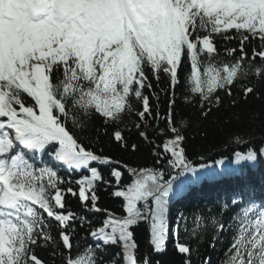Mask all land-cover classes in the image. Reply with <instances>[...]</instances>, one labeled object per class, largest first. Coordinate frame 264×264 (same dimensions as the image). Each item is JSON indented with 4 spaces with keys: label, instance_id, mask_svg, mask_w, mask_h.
Here are the masks:
<instances>
[{
    "label": "snow or ice",
    "instance_id": "snow-or-ice-1",
    "mask_svg": "<svg viewBox=\"0 0 264 264\" xmlns=\"http://www.w3.org/2000/svg\"><path fill=\"white\" fill-rule=\"evenodd\" d=\"M233 40L238 46L228 47ZM250 76L264 83V0H0V264H47L38 247L51 248L52 264H103L97 253L108 246L120 248V264H141L133 228L142 223L154 253L166 251L171 238L181 264H192L203 218H194L191 241L181 242L185 217L179 213L173 228L172 204L202 179L243 173L208 170L188 158L176 89H186L185 100L206 120ZM254 93L242 86L245 100ZM126 116L136 117L132 127ZM133 128L150 151V167H129L92 146L106 137L122 153L138 152L141 145L124 134ZM248 144L235 164L264 157V143ZM125 172L130 182L122 185ZM73 173L80 178L73 181ZM112 180L124 216L98 206L97 185ZM251 191L247 185L221 205L233 209L209 243L215 250L229 234L221 264H264V197ZM69 194L81 202L79 214L68 209ZM89 212L105 218L81 245L76 233L91 228ZM143 264L151 260L145 256ZM201 264H212L211 257Z\"/></svg>",
    "mask_w": 264,
    "mask_h": 264
},
{
    "label": "trees",
    "instance_id": "trees-1",
    "mask_svg": "<svg viewBox=\"0 0 264 264\" xmlns=\"http://www.w3.org/2000/svg\"><path fill=\"white\" fill-rule=\"evenodd\" d=\"M221 51H223V41ZM237 43L233 40L228 44V47L235 48ZM251 52V45L248 47ZM257 64L259 61L256 62ZM184 72H181L183 79ZM165 85H161L164 87ZM242 86H254L256 93L249 95L245 100L242 95ZM233 96L224 99V103L219 110H214L211 115L205 120L200 117L198 107H193L192 103L185 100L186 89L180 86L176 89V120H183L187 125L186 129V148L188 158L192 160L194 165L205 164L208 170H223L226 166L240 168L243 175H223L202 179L199 183L190 185L182 196L177 197L172 204L171 226L176 227L177 216L183 213L185 219L179 222V237L181 242H190V230L194 226V218L202 217V235L199 245V254L193 253L192 264H201L203 257H211L212 264H221V250L229 244V234L225 233L216 243L215 250L209 247L214 233V226L220 223H226L233 209L231 207L227 212L222 210L221 205L226 202L235 192L245 190V186L250 185L252 191L250 194L257 200L264 197V157H259L257 161L249 163L242 161L240 164H235V153L245 152L246 148L251 146L249 140L255 142V146L259 147L264 143V83H257L254 77L248 79H240L232 88ZM224 95L223 92L220 93ZM161 100L165 97L163 93L160 96ZM236 99L237 103L234 107L229 106L230 100ZM167 104L161 106V117L166 113ZM125 125L132 127L136 120L135 116H126L124 118ZM155 124V122H154ZM98 126V125H97ZM123 127V126H122ZM163 128V123L160 124ZM154 129H149L150 134ZM125 136L128 137L129 144L137 143L141 145L140 151L122 153L119 149L106 142V137L99 141L93 142V147L97 151L103 149L104 153L111 155L114 159H119L123 164L129 167H150L152 166V156L147 147L143 146V142L132 132L125 131ZM157 143L160 141L159 133L154 136ZM238 139L240 142H238ZM111 148V151L109 149ZM203 157V159H201ZM224 160V164H216L217 160ZM95 166V165H94ZM104 179L109 180V169L101 167ZM123 170V169H122ZM86 174V173H83ZM61 175L68 178L67 172H61ZM190 175V174H188ZM80 176L73 173L71 179L73 181L79 179ZM130 182V177L127 172L124 173L122 185H127ZM116 190L115 180L111 181V186L100 183L97 185L96 192L99 196L98 206L102 209H107L109 212L118 216L126 215L122 208V198H116L113 193ZM247 198V197H245ZM66 204L68 209L81 212V202L77 197L72 195L66 196ZM175 208V209H174ZM87 220L92 221L91 228L85 224L84 227L78 228L76 235L80 237L79 244L84 245L86 242H91L92 238L88 233L100 226L98 222L102 221L105 216L101 213H83ZM134 237L138 244L137 256L143 264L145 256L151 260V264H181V257L177 254L171 238L167 244V250L156 254L153 252L150 245V234L148 226L141 224L139 227H134ZM52 234L56 235V229L53 227ZM118 246H108L103 248L97 254L102 259L103 264H113L116 261L120 264L121 257ZM51 248L38 247L36 254L39 258L52 264ZM59 264V261L56 262Z\"/></svg>",
    "mask_w": 264,
    "mask_h": 264
}]
</instances>
